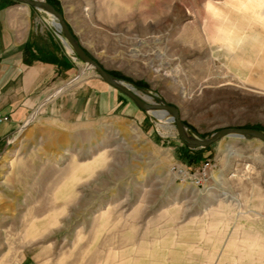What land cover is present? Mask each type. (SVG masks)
<instances>
[{"label": "rangeland", "instance_id": "1", "mask_svg": "<svg viewBox=\"0 0 264 264\" xmlns=\"http://www.w3.org/2000/svg\"><path fill=\"white\" fill-rule=\"evenodd\" d=\"M55 1L89 57L148 103L177 108L194 137L264 133V94L227 65L263 36L264 0ZM48 20L79 67L43 109L101 79ZM42 108L0 150V264H264V143L191 150L138 107L137 120L70 125Z\"/></svg>", "mask_w": 264, "mask_h": 264}, {"label": "crops", "instance_id": "2", "mask_svg": "<svg viewBox=\"0 0 264 264\" xmlns=\"http://www.w3.org/2000/svg\"><path fill=\"white\" fill-rule=\"evenodd\" d=\"M52 27L35 9L0 1V115L9 118L0 125L1 151L8 137L46 104L54 89L70 83L79 67ZM227 65L244 86L264 94V34L245 50L227 53ZM70 88L42 108L48 118L65 125L110 117L138 118L135 104L98 77Z\"/></svg>", "mask_w": 264, "mask_h": 264}, {"label": "water", "instance_id": "3", "mask_svg": "<svg viewBox=\"0 0 264 264\" xmlns=\"http://www.w3.org/2000/svg\"><path fill=\"white\" fill-rule=\"evenodd\" d=\"M16 1H18L21 5L34 8L35 10H41L51 16L56 27L58 28V31L62 34L65 44L69 47L70 52L75 54L80 61L92 68L105 83L118 89L120 92L126 95L139 109L150 112L159 110L168 114L171 117L179 139L185 144L187 148L191 150L206 149L226 137H236L247 140L254 139L264 143V133L248 128H223L214 132L208 138L194 137L187 132L186 126L180 119L177 108L162 102L148 103L136 92H134L130 86L125 84L122 80L110 75L96 61L89 57L71 33L67 23L63 18V15L59 13L52 5L47 3L45 0Z\"/></svg>", "mask_w": 264, "mask_h": 264}, {"label": "built area", "instance_id": "4", "mask_svg": "<svg viewBox=\"0 0 264 264\" xmlns=\"http://www.w3.org/2000/svg\"><path fill=\"white\" fill-rule=\"evenodd\" d=\"M8 120H9V118L7 116H1L0 115V125L8 122ZM207 166H208V164H205V166L202 168V172L205 173V168ZM177 173L180 177H182L183 181L184 180H191L190 176L188 175V173H186V171H183L182 169H177ZM204 173H202V174L199 173L200 175L198 176V179L195 180L196 184L200 183L201 180L206 176V174H204Z\"/></svg>", "mask_w": 264, "mask_h": 264}, {"label": "bare ground", "instance_id": "5", "mask_svg": "<svg viewBox=\"0 0 264 264\" xmlns=\"http://www.w3.org/2000/svg\"><path fill=\"white\" fill-rule=\"evenodd\" d=\"M41 11V10H40ZM47 15V18L49 17L50 19H52V17L51 16H49L48 14H46ZM48 18V19H49ZM53 20V19H52ZM55 28L57 29V31H58V28L56 27V25H55ZM69 49V48H68ZM151 113L154 115V117H155V119H157V121L158 122H162V121H169V122H172V120H171V117L168 115V114H166V113H164V112H162V111H159V110H157V111H151ZM157 113H160L161 115H157ZM172 124H173V122H172ZM162 127V126H161Z\"/></svg>", "mask_w": 264, "mask_h": 264}, {"label": "trees", "instance_id": "6", "mask_svg": "<svg viewBox=\"0 0 264 264\" xmlns=\"http://www.w3.org/2000/svg\"><path fill=\"white\" fill-rule=\"evenodd\" d=\"M47 3H49L50 5H52L58 12H60L59 11V8H58V4H57V2L55 1V0H45ZM110 74H112V73H110ZM113 76H116L115 74H112ZM208 149V148H207ZM207 149H202L203 151H206ZM202 150H200V151H202Z\"/></svg>", "mask_w": 264, "mask_h": 264}]
</instances>
